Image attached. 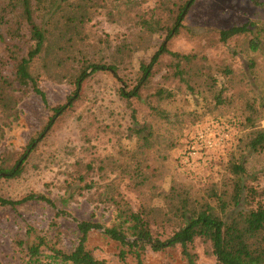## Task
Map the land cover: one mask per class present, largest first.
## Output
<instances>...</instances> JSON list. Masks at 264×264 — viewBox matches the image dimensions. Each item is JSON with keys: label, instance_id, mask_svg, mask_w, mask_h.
Segmentation results:
<instances>
[{"label": "rangeland", "instance_id": "374dc122", "mask_svg": "<svg viewBox=\"0 0 264 264\" xmlns=\"http://www.w3.org/2000/svg\"><path fill=\"white\" fill-rule=\"evenodd\" d=\"M15 1L0 0V9ZM42 1L32 0L35 20L41 24L58 20L49 25L54 32L32 63L47 102L31 86L16 84L19 118L3 130L0 161L15 162L48 123L53 113L49 105L64 103L73 93L80 56L117 65L120 79L110 71L91 74L78 100L39 142L21 174L0 179L3 196L18 199L35 191L55 202V206L45 201L0 206V264H23L24 252L16 241L35 238L27 234L29 227L72 250L79 241L78 221L117 224L119 207L114 198L134 210L143 205L166 210L165 194L171 187L186 199L201 198L210 187H227L232 176L229 164L237 160L246 168V184L264 189V150L248 148L254 128L246 119L251 114L254 124L264 127L259 98L264 92V0H195L185 27L169 43L175 52L196 54L189 63L181 61L186 82L174 75L177 59L164 55L154 66L153 78L130 99L121 96L120 87L137 84L140 64L150 61L164 38L143 28L170 22L184 0H97L84 28L62 39L58 35L63 19L42 12L40 5L48 3ZM10 12L9 22L16 26L19 6ZM245 23L247 33L221 38L223 29ZM13 43L9 38L0 41V72L11 77L16 59L10 52L20 58L32 42L26 37L17 47ZM191 68L192 77L187 72ZM211 82L215 85L209 86ZM203 128L226 130L229 138L219 148L185 155L191 137ZM62 210L65 213H58ZM156 217L154 230L167 238L174 224L161 221L158 213ZM87 245L110 264H136L132 254L121 259L124 246L103 230L90 231ZM187 248L196 264H218L208 241L198 237ZM143 259L145 264H191L181 245L148 248Z\"/></svg>", "mask_w": 264, "mask_h": 264}, {"label": "trees", "instance_id": "16d2710c", "mask_svg": "<svg viewBox=\"0 0 264 264\" xmlns=\"http://www.w3.org/2000/svg\"><path fill=\"white\" fill-rule=\"evenodd\" d=\"M42 2L45 3L39 4L42 12L51 16L59 15L63 19L60 23L63 29L58 35L62 39L67 34L79 33L84 28L92 19V7L97 0H43ZM194 2L195 0H184L179 4L170 22L159 21L156 29L143 28L147 32L158 31L164 38L153 52L150 61L140 64L141 72L137 84L131 89L120 87L121 96L126 99L137 97L140 87L155 75L154 66L164 55H171L177 59V62H174V75L186 82V67L181 68L183 65L181 61L189 63L196 58V54L175 52L170 49L169 43L185 27L184 19ZM32 4V0H16L11 5L7 3L0 9V41H6L7 38L12 39L13 47H17L22 38L26 40L27 37L32 42L20 58L15 57L17 55L15 52H10L11 57L16 59L13 69L14 76L0 72V137L3 136L5 127L10 126L19 118L18 84L31 86L47 102L45 92L39 87L38 77L33 74L32 63L41 56L45 41L49 38L50 32H54L49 25H55L58 20L56 23H52L53 19L42 22V24L38 23L34 16L35 6ZM18 6L20 19L14 26L9 22L11 20L10 11L13 12ZM23 23L28 29L27 34L23 32ZM4 26H7L6 31H3ZM249 30V24L245 23L223 29L220 34L223 40H227L234 35L247 33ZM69 39H72V36ZM252 45L256 47L255 40L252 41ZM78 61L81 63V68L75 76L73 93L66 102L49 105L53 113L48 123L39 135L27 144L25 151L15 162L7 164L4 158L1 159L0 179L21 174L25 161L36 150L39 142L51 130L56 120L78 100L83 85L91 74L98 71H110L120 79L119 68L113 63L95 62L81 56ZM187 72L190 77L194 74L193 68ZM214 85V82L209 83V86ZM220 97L219 94L216 96L217 99ZM259 98L264 105V92L259 94ZM246 119L254 128L247 142L248 148L256 152L264 150V127L258 128L254 124L256 118L251 114H247ZM229 171L232 176L225 183L227 187H210L206 189L201 198L191 196L192 198L186 199L181 192L171 187L165 194L168 206L166 210L145 205L134 210L131 205H124L122 200L114 198L119 207L117 224L106 226L91 219L78 221L79 241L72 250H66L51 243L47 236L29 227L27 234H35V238L31 241L28 239L16 241L18 247L24 252L23 264H110L105 259L97 258L88 248V235L95 229L103 230L110 238L120 242L124 246L120 252L121 259L125 260L127 254H132L136 258V264H145L143 255L148 248L163 250L176 245L183 247L184 254L191 264H196L195 255L187 247L198 237L211 244L218 264H264V189L246 184L243 178L246 168L242 161L237 160L230 163ZM33 201H45L55 206L51 197L40 192L31 191L18 199L0 194V206L16 208ZM58 213L65 212L62 210ZM157 213L162 215L161 221L174 224L173 231L167 238L162 239L160 232L153 228L158 221Z\"/></svg>", "mask_w": 264, "mask_h": 264}, {"label": "built area", "instance_id": "2783aa9c", "mask_svg": "<svg viewBox=\"0 0 264 264\" xmlns=\"http://www.w3.org/2000/svg\"><path fill=\"white\" fill-rule=\"evenodd\" d=\"M228 138L229 134L226 130L216 132L212 128H203L191 137L184 154L192 157L198 155L199 152L219 148Z\"/></svg>", "mask_w": 264, "mask_h": 264}]
</instances>
